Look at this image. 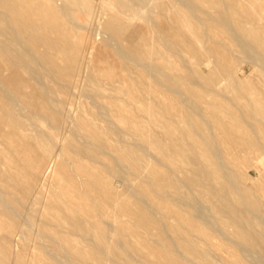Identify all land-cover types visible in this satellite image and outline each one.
<instances>
[{
	"label": "bare ground",
	"instance_id": "1",
	"mask_svg": "<svg viewBox=\"0 0 264 264\" xmlns=\"http://www.w3.org/2000/svg\"><path fill=\"white\" fill-rule=\"evenodd\" d=\"M138 1L145 8L152 4L162 14L166 10L167 0ZM55 2L67 23L47 0H0V20H5L13 40L22 47L15 49L4 41L0 46V56L6 59L0 61V215L10 221L13 213L22 216L23 201L27 202L34 188L25 175L40 176L53 155L54 135L43 131L30 115L51 122V128L63 122L53 105L57 99L50 96L53 88L49 90L35 79L38 71L33 66L69 85L81 70V51L92 49L95 59L86 77L90 100L73 121L72 138L78 144L63 141L51 172L46 174L50 187L43 199L49 209L41 213L38 232L50 239L48 244L51 241L48 253L78 249L82 264H189L192 261L182 257L179 246L191 255L195 246L178 232L179 245L172 243L164 220L154 216L159 210L165 218L173 213L163 199L170 196L179 209L184 204L193 208L190 216H179V211L173 215L182 218L194 234L210 238L197 222L206 210L228 234L257 249L264 259V232L254 228L253 219L260 218L264 208V77H241L237 66L240 55L254 58L264 73V17L256 14L264 0H180L181 6H169L171 23H156L157 28L149 24L150 17L143 24L135 23L140 13L122 1L107 0L96 11L92 0ZM71 6L87 16L94 11L110 46L105 42L90 47L83 40L85 34L71 33L69 25L78 18L70 12ZM172 53L183 61L182 69L170 59ZM173 93L181 99L177 101ZM157 96L167 100L160 106L144 100ZM105 104L116 113L115 127L99 122ZM254 119L257 123L251 121ZM30 127L36 131H29ZM215 128L220 135L215 134ZM122 135L130 136L132 142ZM149 149L159 157L157 162L166 161L174 168L166 172L150 164L145 158ZM110 156L116 167L119 161H127L137 177H146L136 188L139 196L122 187L118 168L105 163ZM249 168L256 176H250ZM179 171L183 178L176 183L171 173ZM70 205L76 213H71ZM122 215L147 235L156 230L155 245L143 240L153 261L142 253L121 256L110 245L103 225H109L105 220L112 218L114 232H122L126 229L119 219ZM73 237L92 242L91 261ZM218 248L232 253L221 245ZM37 260L29 264H47ZM233 263L243 264L240 258Z\"/></svg>",
	"mask_w": 264,
	"mask_h": 264
},
{
	"label": "rangeland",
	"instance_id": "2",
	"mask_svg": "<svg viewBox=\"0 0 264 264\" xmlns=\"http://www.w3.org/2000/svg\"><path fill=\"white\" fill-rule=\"evenodd\" d=\"M106 1L107 0H92V5L94 7V10L96 11V9H98L99 6L101 4H104ZM117 1H122L123 3H128V4L135 6L136 12L140 13L139 16L136 17V19L134 20V22L137 24H143L145 22V20L147 19V17H150L151 19H149V24L151 23V26L153 28H157L158 25L156 23H159V22L164 21V22H166L167 25L169 23H171V19L167 17V14H169L170 12L172 13V9L169 7L172 3H173L172 5L181 6L180 0H167V2H165L166 10L162 14L160 12V10L154 8V6L152 4L148 5L145 8L144 3L140 2L138 0H117ZM47 2L50 5H52V7L55 8V10L58 12L60 19L64 23L65 22L67 23V19L64 16V14L60 11V7L58 6V3L55 2V0H47ZM24 5L26 6V4H24ZM19 7L21 9H24L23 5H21ZM263 7L261 8V10L256 8V14H258L261 17H264V8ZM141 9H143V10H141ZM182 9L184 10V12H186V13L188 12L187 8H182ZM69 10H70V12L74 13V15L76 17H78L74 21V23H76V24L73 23V24L69 25L70 31L74 36L81 35V37H82L83 34H85L83 36V40H84L85 44H87L90 47H94L95 44H96V46H104V44H106V43L110 46V42L108 41V39L107 38L103 39L105 34L103 33L102 29L100 28V25H98V22L95 19V18H97V16L93 17L94 11H93V14L91 16H87L79 7L71 6ZM29 11L32 14L34 13V11L32 9H30ZM34 17L35 18L37 17L35 15V13H34ZM155 20H156V22H155ZM0 22H1L0 23V46H2L1 42L4 41L6 43H9V45H11V47H13L15 49H21L22 47H20V44L17 41L13 40V38L10 34V30L5 25V20H0ZM78 25H80V27H78ZM81 26H83V27H81ZM2 27H4L5 29L3 30ZM85 37L87 38L88 41L86 40ZM223 38H224L223 36L220 37V39H223ZM6 39L12 40V42L11 41L9 42ZM88 42H89V44H88ZM92 45H94V46H92ZM109 48L112 49L111 47H109ZM91 50L92 49H86V50L81 51V53H80L81 70L76 76H74V78H73L74 80H72L73 81L72 84H69V85H64L62 81H58V80L50 77L44 71L43 68L38 67V66H33L38 71L37 73H34L35 79H37V81L40 82L41 84L45 83L47 89L52 90V88H53L54 93L50 96H51V98L57 99L53 103V105H54V107L57 106L59 115L61 116L63 122L60 126H58L56 128H51L50 127L51 122L48 123V121L44 120L41 116L30 115L31 118L33 119V121H35L43 129V131H47L51 135H54L53 141H54L55 145L52 148V154L53 155H51L50 159H48V161L46 162L47 166L45 165L43 168L44 175H42L43 173H39V174H41L40 176H38V174H35L37 177L34 175V178L31 176L30 173H27L25 175L24 179L26 181H30V182L32 181L34 183V188L32 189L31 195L27 199V202L23 201L24 202L23 204H25L26 208L24 207L19 212L20 216L21 215L22 216L19 217V215H17V213H13L14 216L12 215L13 216L12 221H10V219H8L7 217L0 215V251L5 253V257H4L3 253L0 252V264H29L30 261L34 258H35V260H37L39 258L40 260L38 259L37 261L45 262L47 264H49V263H52V264H54V263L55 264H82L78 260V257H77L78 256V251H77L78 249L77 250L72 249L70 251L71 255L74 258L72 256H70V252L64 253V254L57 253V252H51L52 255L53 254L56 255V256L51 255L52 256L51 257L50 256L51 253H48V251H47L48 250L47 247L50 246L51 241H50V244H48L49 243L48 241L50 239H48L46 237L42 238L39 235V232H38L39 225L38 224H39V221L41 219V213L49 209L46 207L45 201L43 199L44 195L48 192L49 187H50L49 179H48L46 174L48 172H51V170L55 164V156H58V154H59V149H60L59 146H61L64 142H67L68 139L74 140L75 144H78V142L75 140V138L74 139L72 138L73 137V129H74L73 121H74V118L76 117V115L78 114L79 109L84 104V102L90 100L89 97H86L88 95V91L86 90L87 89V86H86L87 78L86 77H87L89 68L91 67V65L95 59L93 51H91ZM233 53H235L234 48H233ZM170 59L173 60V63L175 64V66L177 68L182 69L183 61L181 60V58L177 54L172 53ZM235 59H236V57H235ZM252 59H250V57L245 58V57H242L240 55V59L237 61V66L240 68V70H239L240 76L241 77H247L248 79H255L258 76V74H260L262 77H264V73L260 69V62L254 58H252ZM0 61L6 62V59L3 55L0 56ZM205 68H206V66L204 67V69ZM84 72L86 75L84 74ZM42 88L44 89V87H42ZM173 94L176 97L177 101H179L181 99V97L178 94H176V93H173ZM144 100L151 102V103L155 102L157 105L160 106L167 99L164 96H157V97L148 98V99L145 97ZM59 101H61L62 103ZM76 101H77V103H76ZM225 101L229 102L228 100H225ZM157 105L154 106V108L156 110L155 113L158 115L157 111H159V107ZM89 106H90V104H89ZM91 108L93 111L96 110V108L93 106ZM101 110L103 111V116H102L103 118L102 117H101L102 119L99 118V122L101 123V125L109 124V126L115 127V124H114V122L116 121L115 111L112 110L110 107H108L106 104H105V107ZM24 114L26 115V113H22V115H24ZM69 119L71 122L69 121V123H68L67 120H69ZM251 121L253 123H257L256 119L251 120ZM67 124H68V126H67ZM29 131L35 132L36 128L30 127ZM258 131H259V133L262 134L261 128H259ZM214 132H215V134L220 135V132L216 128L214 129ZM122 137L124 138V140L126 142H128V143L132 142V139L130 136L122 135ZM77 139L80 143L82 142V139L79 136H77ZM70 140H68V141H70ZM56 148H58V149H56ZM150 150L151 149H149V154L145 156L146 160L150 164L158 166L159 168L164 169L166 172H169V169L174 168L172 165L168 164L166 161H161V163L157 162V159H159V157H157V159H156L155 154L153 153V151H150ZM138 153H140V152H138ZM257 155H258V153H257ZM112 157L113 156L108 157L106 159L105 163L110 165V166L112 164V167L118 168V170L121 174L122 182H123L122 187H125L124 189H127V188L130 190L133 189L132 192H135L136 188L138 187L139 182L140 181H146V177H144V176L137 177L136 174L133 172V168L132 169L130 168V167H132V165L129 166L130 163L127 161H119L118 160L119 161L117 164L118 167H116L114 164L115 160H113ZM154 159H156V160H154ZM224 159H226V157ZM224 159H222V160L224 161ZM216 160L220 161L221 159L218 160V158H216ZM84 161L88 162L85 159H84ZM11 164L14 165L13 163H11ZM182 165H185V163H182ZM44 169H45V171H44ZM105 171H107V170L105 169ZM248 171L250 172V176H252V177L256 176L255 171L252 168H249ZM171 176L175 180L176 183H179V180L183 178V173L180 171L179 172H172ZM221 180H223V179H221ZM124 183L126 185H124ZM35 187H36V189H35ZM18 195H20V194H18ZM135 195L139 196V193L135 192ZM61 196H63L62 193H61ZM236 197H238V195H236ZM163 199H164L166 206L169 207V209L171 211H173V213L175 211H179V216H183V215L190 216V214L194 212L193 208L191 206H188V204H186V205L184 204V205L180 206V209H179V207L174 205L173 198L170 196H166V198H163ZM61 202H63V200H61ZM150 205H151V207L154 206V204H152V203ZM16 206H18V205H16ZM16 206H14V208ZM70 206L72 207L71 213L72 214H74V212L76 213L77 211L74 209L75 207L72 205H70ZM7 207H9L8 210L11 212L12 211V210H10L11 206H7ZM247 207H248V205H247ZM11 209H12V207H11ZM262 210L263 211L261 212V217L260 218H253V219L255 222L254 228L256 230H260V231L264 232V208ZM12 212H14V211H12ZM56 212L59 215L61 214V213H59V211H56ZM51 213H53V211ZM173 213L169 214L168 217L165 218L162 216V211L159 210L158 213L155 212L154 216L157 219H161L162 221L164 220L165 224L167 225L166 234H167L168 238H170L169 240L172 243L179 245V240H178L179 238L177 237V233H176V232H178V233H180V235L182 237H187L189 239L190 244L195 246V253H192V255L193 254L196 255L195 257H194V255L192 256L191 253L189 254V253H185L184 251H182V248L179 246V250L181 252L182 257L185 259H190L192 261V262H189V264H236L233 262H236L238 258L241 259L243 264H264V259L261 256L262 254H260V252L257 249L248 246L246 243H244V242L234 238L230 234H228L227 230L223 226L217 224L214 221V219L210 216V213L207 212L206 210H205V212H202V214L200 215V219H198L197 222L200 224V226L203 228V230L210 233V238H208L204 235H199L196 233L194 234V232L189 228L187 223L185 221H183L182 218H179V216L175 217L173 215ZM246 214L248 217H251V215L248 212ZM203 217H205V218H203ZM119 219L123 222L124 228H126L122 232H120V231L114 232V227L110 226V223H112V221H113L112 218H107L105 220L106 221L105 223H109V225H106V224L103 225L107 229L106 233H107L108 239L110 240L109 241L110 245L115 246L117 248V253H120L121 256H125L126 253H133V254L142 253V254L146 255V257L148 259H150V261H153L154 257L151 254H148L149 252L145 249V247L143 245V240L150 241V243L152 245H155V243H153V242L155 240H157V238L155 236L156 230L153 229L152 232L149 235H147V232L143 228H141V227L139 228V226L134 224L133 221H131L126 215L120 216ZM15 220H16V222H15ZM205 221H207V222H205ZM14 223H16V224H14ZM113 225L115 226V224H113ZM213 226L216 228H214ZM230 230H232V228H230ZM221 233H223V234H221ZM73 238L76 239V241H79L78 242L79 247L85 248L83 250L84 251L83 253L85 254L86 258L89 261H91L92 253H93V252H91L92 245H93L92 242L80 241L76 237H73ZM86 242H87V244H86ZM88 242H90L91 244ZM39 245H41L43 248L40 247ZM118 245H120V246H118ZM219 245H221L224 249L231 251L232 253H224L222 251V249L218 248ZM37 246H39V247H37ZM44 250H46V251L44 252ZM102 253H105V252H102ZM106 253H110V252H106ZM248 253H250V254H248ZM184 254H186V256ZM226 254H228L229 256H227ZM6 255L9 256L8 261H5V260H7ZM35 255H36V257H35ZM48 256H49V258H48ZM54 257H56L58 261L54 260V259H56ZM56 261H57V263H56Z\"/></svg>",
	"mask_w": 264,
	"mask_h": 264
}]
</instances>
